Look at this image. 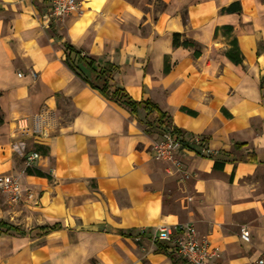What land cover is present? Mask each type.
Wrapping results in <instances>:
<instances>
[{"label": "crops", "instance_id": "1", "mask_svg": "<svg viewBox=\"0 0 264 264\" xmlns=\"http://www.w3.org/2000/svg\"><path fill=\"white\" fill-rule=\"evenodd\" d=\"M233 1L239 12L219 10ZM49 11L50 0H0V173L32 190L8 202L22 205L10 223L25 233L0 232V264H175L153 251L150 236L185 222L216 247L207 264H257L264 257V0H79L73 13ZM223 25L232 26L241 64L223 53L231 37ZM173 33L194 45L174 46ZM65 42L116 64L132 98L168 113L191 144L175 155L187 179L149 151L164 130L146 132L137 120L144 110L136 118L77 77L64 64ZM195 136L216 154H200ZM33 151L28 167L50 178L23 171Z\"/></svg>", "mask_w": 264, "mask_h": 264}, {"label": "trees", "instance_id": "2", "mask_svg": "<svg viewBox=\"0 0 264 264\" xmlns=\"http://www.w3.org/2000/svg\"><path fill=\"white\" fill-rule=\"evenodd\" d=\"M220 11L224 12H239L240 5L238 1H233L229 3L225 7H221ZM222 32L229 36L232 32L231 25H223L221 28ZM218 27L215 28L214 34H216ZM179 34L173 33L172 35V44L183 45V46H192L193 42L183 40H179ZM231 36V35H230ZM64 64L81 80L91 86L92 89L97 90L103 97L114 101L118 105L127 109L129 113L137 118L138 109H142L145 111V118L140 119L137 118L139 124L143 125V128L146 132H149L151 128H157L161 130H169L175 136L180 135L182 132L175 126L171 125L170 116L165 111H162L158 105L150 100H136L132 98L124 87L117 81L116 74L118 72V67L116 64L110 61H97L95 58L90 55H86L81 52L80 49L74 47L72 44L65 42L64 43ZM194 55L199 53L198 49L193 50ZM224 55L230 62L234 64H241L242 62V54L237 46V42L234 36H231L229 39V46L224 50ZM168 65L165 64L164 71L168 70ZM260 88H262V84H260ZM151 115V116H150ZM2 112L0 110V123L2 122ZM179 137V136H178ZM183 144L185 146H191L189 142H185L183 138L180 137ZM35 150H39L42 153H46V147L42 145H36ZM227 160L226 155L223 154L221 159L214 160V166H218L219 164H223ZM27 173H34L41 176H46L50 178L48 174H45L37 169H32L28 166L23 170ZM58 224L51 225H43L39 228L43 232H48L57 228ZM13 231L18 234H24L25 231L21 229L19 226L14 225L9 222L0 219V232L8 233ZM121 234H125V231H120ZM129 234V233H126ZM155 252H161L166 254L169 259L175 264H186L185 261L178 257L172 246L165 241H155L154 249Z\"/></svg>", "mask_w": 264, "mask_h": 264}, {"label": "built area", "instance_id": "3", "mask_svg": "<svg viewBox=\"0 0 264 264\" xmlns=\"http://www.w3.org/2000/svg\"><path fill=\"white\" fill-rule=\"evenodd\" d=\"M78 3L79 0H50L49 15L61 17L73 13L78 9ZM191 142L199 146V153L203 156H214L216 154V151L209 149L199 136L193 137ZM184 147L185 145L180 137L175 136L169 130H165L158 139L151 142L149 151L153 158L168 161L181 179H187L189 173L184 168L182 161L175 156ZM37 155L38 153L33 151L26 156L25 166H29L30 162L38 157ZM0 192L9 202H17L24 195L31 196L32 194L30 188L21 186L18 175L10 173H0ZM186 199L190 200L191 197L187 196ZM239 236L244 241H248V230L241 227ZM150 237L152 241L169 243L175 254L183 259L186 264H207V261L216 255V247H213L206 238L197 239L192 222L179 223L173 228L161 226ZM257 264H264V257L257 259Z\"/></svg>", "mask_w": 264, "mask_h": 264}, {"label": "rangeland", "instance_id": "4", "mask_svg": "<svg viewBox=\"0 0 264 264\" xmlns=\"http://www.w3.org/2000/svg\"><path fill=\"white\" fill-rule=\"evenodd\" d=\"M8 202L9 201L6 199V197L0 192V213H1L0 219L5 220L6 222H9V223L13 221H18L17 219L21 217V214L19 215L18 212L16 214H12V210L21 211L23 208L22 205L19 203L10 205ZM11 214L14 215L13 220L9 218V215Z\"/></svg>", "mask_w": 264, "mask_h": 264}]
</instances>
